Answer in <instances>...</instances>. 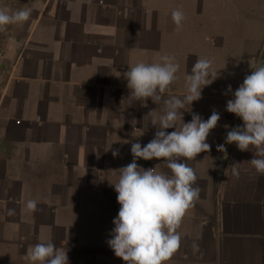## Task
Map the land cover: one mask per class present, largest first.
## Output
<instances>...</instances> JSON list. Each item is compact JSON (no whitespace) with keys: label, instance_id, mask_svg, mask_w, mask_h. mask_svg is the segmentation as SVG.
I'll list each match as a JSON object with an SVG mask.
<instances>
[{"label":"crops","instance_id":"1","mask_svg":"<svg viewBox=\"0 0 264 264\" xmlns=\"http://www.w3.org/2000/svg\"><path fill=\"white\" fill-rule=\"evenodd\" d=\"M214 1L0 0L31 9L28 21L0 32V264H27V249L48 241L67 251L69 264H125L107 243L120 208L110 183L118 180L115 170L132 162L131 143L143 147L154 138L151 120L162 114L163 100L130 104L123 73L137 63H162L164 55L186 74L198 57L219 67L183 121L192 113L207 120L214 109L221 117L206 141L211 150L187 161L200 199L166 264H264V176L248 163L253 150L225 144L227 131L243 125L226 111L233 96L225 93L228 85L233 92L239 87L247 67L251 74L264 63V19L237 14L235 30L217 27L213 39L206 20ZM177 9L197 23L193 30H176ZM233 50L235 60L226 61ZM185 93V78L178 77L165 98ZM233 162L241 163L238 179L230 168L225 175ZM137 163L169 171L155 158ZM29 199L38 201L33 214L23 210ZM9 208L16 214L9 216Z\"/></svg>","mask_w":264,"mask_h":264},{"label":"clouds","instance_id":"2","mask_svg":"<svg viewBox=\"0 0 264 264\" xmlns=\"http://www.w3.org/2000/svg\"><path fill=\"white\" fill-rule=\"evenodd\" d=\"M30 16L31 9L0 6V32L7 31L10 25L28 21ZM171 18L179 30L185 20L184 13L174 10ZM161 61L137 63L123 73L130 90V104L136 101L146 104L148 99L158 104L163 100L162 114L151 120L156 127L154 138L143 147L139 142L131 143L132 162L115 170L119 173L118 180L110 183L120 208L107 243L125 264H166L180 249L183 238L179 229L201 192L196 171L187 161L211 150L206 141L221 118L214 109L207 120L192 113L190 122L183 121V112H191L192 103L201 99L202 89L214 80L209 81V77H218L212 70L211 60L198 57L191 74H186V93L182 97L166 98V90L177 79L179 64L171 55L162 56ZM228 93L233 99L227 101L226 111L241 118L243 125L227 131L225 144L235 143L240 151L253 150L254 156L248 163L258 175L264 176V63L246 75L234 92L228 85L225 94ZM173 128L172 132L166 131ZM225 144L218 145L217 151L225 153L224 159H227ZM119 154V149L112 151L114 158ZM154 158L161 160L163 168L169 171H157V166L145 169L137 163L139 159ZM240 165L233 162L225 175L230 168L233 178L238 179ZM23 210L35 213L38 201L27 200ZM7 214L15 215L16 209H7ZM191 247L194 254L201 251L198 242L194 241ZM23 259L27 264H69L67 251L51 241L29 247Z\"/></svg>","mask_w":264,"mask_h":264},{"label":"rangeland","instance_id":"3","mask_svg":"<svg viewBox=\"0 0 264 264\" xmlns=\"http://www.w3.org/2000/svg\"><path fill=\"white\" fill-rule=\"evenodd\" d=\"M198 1V0H197ZM206 10V7H204ZM212 15L211 17L206 20V18H204L206 20V24L208 22V26L211 28V31L208 32V34L214 39L215 32H216V28L217 27H221V26H226V28L231 31L235 30V25H236V21L237 19H235L233 16L238 14V18L241 15H244V18L247 20H253L255 21L258 18L260 19H264V0H224L223 2L221 0H215L213 3V7H212ZM185 15V20L182 22V27H188L191 30H193V27L196 26V22L195 21H191V19H189L188 16ZM243 18V17H242ZM199 22H203V17L198 19ZM246 24V21H245ZM199 30V28H198ZM227 35V37H233L231 34V36ZM186 44L188 46V41H186ZM182 49L179 50V52ZM189 51V49H186ZM235 53H237V51H232L227 53L226 55V61H234L235 60ZM227 66H224V70L227 71V74L231 72L232 67H230V63L228 64L226 62ZM219 67L215 66V72H217ZM212 69V70H214ZM245 76L250 74V69L245 70L244 72ZM186 68L185 67H181L179 66V70L176 73V77H186Z\"/></svg>","mask_w":264,"mask_h":264}]
</instances>
